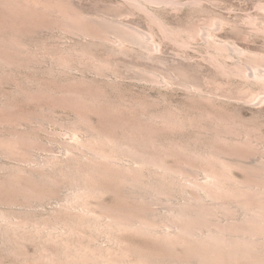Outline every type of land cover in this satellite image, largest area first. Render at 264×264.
I'll return each mask as SVG.
<instances>
[{
	"label": "bare ground",
	"instance_id": "1",
	"mask_svg": "<svg viewBox=\"0 0 264 264\" xmlns=\"http://www.w3.org/2000/svg\"><path fill=\"white\" fill-rule=\"evenodd\" d=\"M127 1L133 8L142 7L140 0ZM32 2L0 0V64L23 69V66H36L35 63L45 64V59L50 57L53 68H60L63 73L79 68L83 73L91 71L99 78L108 79L123 76L118 71L121 63L118 57L135 56L153 65L150 70L143 66H133L137 71L129 68L138 72L143 79L140 80L168 87L180 84L190 95L206 99L208 92L185 67L173 65L164 73L159 72L157 67L165 61L157 55L160 47L154 31L145 32L123 22L121 14L117 18L101 16L89 20L80 10L65 4ZM152 3L173 5L160 0ZM149 17L164 36L179 44L175 31L157 16ZM194 26H189L191 29L185 26L187 36L201 37L226 56L247 57V51L231 40H216L215 29ZM44 29L63 31L76 37V42L68 47L54 42L51 47L47 40L33 41V35ZM182 42L187 46L188 41ZM100 51L106 55L100 56ZM218 68L222 75L227 73L225 66ZM236 69L264 95L263 56L250 55L245 63L236 62ZM145 105L138 107L142 115H152L146 123L119 125L117 121L109 123L108 119L106 125L111 127L109 130L104 127L105 131L88 125L82 118L69 123L55 117L50 119L46 117L49 113L44 116L46 112L33 120V116L26 119L30 124L27 131L20 129L23 122L19 117L7 119L3 127H10V133H4L5 136L0 130V154L17 158L18 162L0 167V238L5 248L26 242L36 244L37 255L25 264H264V160L249 165L240 161L238 152L234 154L236 147L239 150L238 147L256 146L255 136L260 137L261 129L254 126L245 130L246 125L243 130L240 123L235 126L238 122L234 117L235 122L212 117L209 122L206 120L209 132L204 130L206 135L193 138L185 134L190 120L182 117L174 106L153 112ZM48 122L65 130V141H60L65 146L64 155L37 161L32 155L41 141L37 131L46 129ZM202 137L207 141L200 142ZM171 158L176 159L174 165L169 163ZM235 164L246 173L245 181L235 180L231 175ZM202 173L204 177L200 179ZM179 186L184 191L190 190L191 195L175 204L173 198ZM67 187L71 193L61 198L60 205L49 216H42L39 208L58 199ZM109 192L117 194L115 205L102 202V195ZM152 202L167 203V208L154 210L149 206ZM101 238H107L110 244L103 246L99 243Z\"/></svg>",
	"mask_w": 264,
	"mask_h": 264
},
{
	"label": "rangeland",
	"instance_id": "2",
	"mask_svg": "<svg viewBox=\"0 0 264 264\" xmlns=\"http://www.w3.org/2000/svg\"><path fill=\"white\" fill-rule=\"evenodd\" d=\"M32 1L33 0H31V2ZM37 1L39 3H48L47 1H49L51 3H58L61 5L65 4V7L71 6L70 8H73L76 11L78 10V12L80 10V13H82L89 20H96L101 16L117 18L118 15L121 14L122 16L120 17V20H123V22L139 27L145 32L154 31L156 43L160 47V51L157 53V55L162 57L166 64H160V67H157L159 72H163L166 70V68H168V66L173 65L185 67V69L190 72L192 77H194L196 82H201L200 84L203 85L205 92H208L206 99L211 101L207 102L203 97H195L190 95V93H187L188 91L185 89V87L180 84H173L171 86L169 85L168 87L167 85L163 84H153L152 82H147L145 80L142 81L143 79L140 77V75H138V72L136 74V68L143 66L149 69L153 65L151 63L139 61L137 57L135 58V56H130L128 57L129 59L126 57H118L117 61H121L118 71L123 74V78H115L111 76L112 78L109 77L108 79L99 78V76H96L91 71H86L83 73V71H81V69L79 70V68L74 69L69 73L67 72V74L66 72L63 73L60 68H53L52 61H50V57L47 56L49 58L45 57V59L42 57L46 61L49 59L48 62L44 60L45 62L43 63L45 64L39 65L38 63H35L36 66L34 64V66L31 65V67L23 66V69L22 66L19 67L13 64L11 66L9 65L10 67L0 64V130L3 135H9L8 133H10L8 132L10 127H8V129L6 128V125V127L4 126L5 128L3 127L4 123L7 122V119L9 121V119L15 120L19 117L21 123L23 122L21 124L22 126H20V129L27 131L28 128V130H30V127L28 126L30 124L27 123L29 122L28 120H31L32 116V120L38 115V117H40V113L42 116L44 112H46L44 113V116L49 113L46 117H50V119L55 117V120L58 119L60 122L67 121V123H69L74 122L76 119L78 120L82 118L85 123L88 122V125H92L94 128L97 127L98 130L105 131L107 129L106 127H108V130L110 129L109 127H111L106 125L108 124V119L109 123H111L110 121H112V123H116L117 121L119 125L129 123L134 125V122L146 123L148 119L150 120L151 117L149 118V116L152 115H142V110L140 107H138L139 105L141 106L146 104L145 106L150 107V110L153 112L161 111V109L165 108V106L169 108H173L174 106L173 109H178L176 111L181 112V115L183 114L182 117L184 116L186 120H190L189 122L191 125L187 121L188 124L190 126L193 125V128L189 126V129L185 133L186 135H190L193 138L204 136V134L206 135L207 131L209 132L210 129L207 125V122H209V119L212 120V117L213 119L220 117V119L223 120L228 119V121L230 120L229 122L235 118L236 122H238L235 123V126L239 125L240 123V125H243V127L240 126V128L243 129L247 125L245 130H247L248 127V130H250V127H252L251 129H256V127H258L257 130H261L258 131V136L260 137L258 138L255 136V140H258L256 144H254L256 146L248 148L238 147L239 150L236 147L234 154L238 152L237 154H240L238 155L240 156L239 159L242 158L240 161L245 162L244 164L250 165L264 160V99L261 101V99L264 98V95H260L261 90L257 88L256 85L249 83V80L244 77L242 72L236 69V62L245 63L247 61V57L250 55H260L264 57V0H160L170 1L173 3V5H157L152 3V1L157 0H140L142 7L138 8L135 5V8L134 6V8L137 10H134L132 3H128L129 1L127 0H36V2L34 0V3H38ZM148 15L155 17L157 16V18H159L162 23L167 26V28L172 29V32L175 31L174 34L177 33L176 36L180 41L179 44L174 43L172 40L164 36V32L153 26V23H151V20H149L150 17ZM0 21H2L1 18ZM215 22L218 24L221 23L222 26L216 25ZM194 25H199L198 27L201 28L211 27L213 30L215 29L214 36L216 40L223 42H229L231 40L230 42L234 43L236 46L238 45L242 50L247 51V57L242 58L233 54L226 56L223 54V52H218L214 47L211 48V45L206 44L203 39H201V37L197 35L187 36V33H185L184 30H186V27L187 29H191L189 26ZM47 30L48 29H44L43 31L40 30L41 32L35 33L33 35L34 38L31 36L33 41L34 39L35 42L38 40H47L51 47L53 46L54 42L66 47L71 46L76 42V37L64 33L63 31L51 30L50 32L49 29L47 32ZM179 31L182 34L179 33ZM185 40L188 41L187 46L182 42ZM250 52L251 54L249 55ZM219 53L221 55H219ZM99 54L100 56L106 55V53L103 51H100ZM215 62H217V64ZM126 66L128 68H126ZM133 66H136V68ZM219 66H225L227 73L223 75L219 73ZM131 67L133 69L135 68L136 71L129 69ZM70 90L72 92L75 91V93H72ZM102 91L104 93H102ZM94 92L95 94H93ZM91 95L93 96V99ZM213 95L215 97H213ZM255 96L257 99L252 100V98ZM208 97L211 98L209 99ZM234 98L236 100H234ZM89 99H91L90 101L92 102H90ZM94 99L96 100L94 101ZM84 101L88 102L84 103ZM93 101L96 104H101L93 105ZM74 106L75 108H73ZM87 106L89 109L86 108ZM93 106L98 108L96 110L90 109ZM105 107L108 108V110L104 109ZM208 112L210 113L208 114ZM229 116H231L230 119ZM190 117L192 119H190ZM26 119L28 120L26 121ZM51 123L52 122L47 123V130L45 128H41L40 131H37L41 141L39 144L40 146L37 145L38 149L36 148L34 150V154L32 153V155H34V160L38 161L39 159H45L50 156L63 158L65 146H63V142L60 143V141L63 139V141H65V130L60 125ZM103 123L106 126H104ZM37 128L40 127L37 126ZM204 130H206V133ZM121 132L122 130L119 131V133ZM205 139V137H202L200 142ZM67 140H69V138H67ZM236 149L238 151H236ZM241 154L244 155L241 156ZM244 156L246 159H244ZM173 159L176 160L175 158ZM173 159H170L169 163L171 165L175 164ZM16 160L17 158L0 154V167H3V165L11 166L13 163L15 164L18 162V160L17 162ZM232 167L230 173L233 178H236H234L235 180H240V182L244 179L246 180V173H243L244 170L242 167H240L241 170L239 165L235 164ZM202 177H204L203 173L200 176V179H202ZM178 189L179 190H177L175 193V198H173L175 204H180L186 197L191 195V193H189L190 190L184 191L181 186H179ZM62 190L64 191L61 192L63 196L60 194L58 195V199H52L48 201L44 208H39L40 214L43 213L41 214L42 216H49L52 210L56 209L60 205L61 198L63 199L64 196L71 193V190L68 187L63 188ZM116 195L117 194L113 192L105 193L101 197L103 200L102 202H105L104 204H108V206L115 205L118 202V197ZM205 197L207 200V195H205ZM177 200H179V202H177ZM208 201L210 200L208 199ZM96 202L97 200H95L93 203ZM149 206L154 210L163 211L167 208V203L152 202ZM94 207L98 213H101L100 208L96 207V205H94ZM1 239L2 238H0V264H25L27 261H30V259H33L37 255L36 253L38 252V249L34 243L26 242L24 245L19 247L14 245L11 246V248L9 246L5 248L6 245ZM100 240L101 241L99 243L103 246H108L110 244L107 238H101Z\"/></svg>",
	"mask_w": 264,
	"mask_h": 264
}]
</instances>
